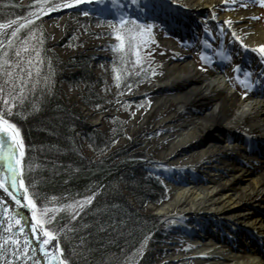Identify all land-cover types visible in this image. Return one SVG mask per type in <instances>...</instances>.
Segmentation results:
<instances>
[{"label": "trees", "instance_id": "1", "mask_svg": "<svg viewBox=\"0 0 264 264\" xmlns=\"http://www.w3.org/2000/svg\"><path fill=\"white\" fill-rule=\"evenodd\" d=\"M59 1L62 2L0 0V24L19 20L41 6ZM85 13L78 8L70 12L69 26H64V36L56 44L62 48V55L55 51L43 18L21 30L14 41L15 48L23 47L24 41L30 45L29 52L23 53L21 59L32 73L31 80L22 77L27 85L25 102L17 101V107L13 108L15 114L7 117L18 127L23 139L24 182L39 207L60 206L95 194L92 206L61 235L60 249L69 264H121L156 230L155 238L149 243L153 246L152 257L140 263L154 264L153 256H157L162 247L166 232L163 227L159 228V219L145 214L143 209L147 203L158 204L166 199L161 173L153 167L154 160L147 151L119 158L115 155L112 146L123 137L124 119L111 118L109 131L95 132L66 95V90H78L81 103L100 113L107 110L114 99L120 102L122 95H132L147 84L152 71L145 58L142 59L144 71H141L126 42L125 51L115 50L110 64L104 66L98 76H93L90 70L93 58L79 52L85 46L81 33L114 38L119 25ZM121 17L125 16L118 14V18ZM91 24L108 30L90 32ZM69 51L75 54L70 55ZM29 59L31 65L27 64ZM20 78L17 77V84ZM109 78L115 86L111 96ZM5 79L1 74L0 85ZM11 87L8 85L0 92V112L6 111L3 100L9 98ZM144 102L131 105L147 108ZM66 220L61 216L56 226Z\"/></svg>", "mask_w": 264, "mask_h": 264}, {"label": "bare ground", "instance_id": "2", "mask_svg": "<svg viewBox=\"0 0 264 264\" xmlns=\"http://www.w3.org/2000/svg\"><path fill=\"white\" fill-rule=\"evenodd\" d=\"M173 2L185 5L178 8ZM223 2L163 0L161 6L153 10L167 18V24L173 22L175 27L185 28L197 43L200 24L195 18L185 19L183 13L198 17L207 15L214 24L219 20L232 35L235 34L230 46L235 51L236 68L248 66L256 73L255 87L246 94L240 93L221 60L202 69L188 51L169 41H162V46L169 52L163 58L161 72L154 75L151 83L139 93L150 98L151 110L156 108L160 111L161 117L155 122V130L162 132L158 143L166 144L163 158L179 161L181 170L165 178L173 185L169 200L161 205L152 203L150 208L158 216L175 217L176 223H181L180 227H175L176 231L191 235V231L202 228L213 233L210 240L215 236L214 241L220 245L204 241L206 247L198 249L191 248L190 242L172 240L160 264H264L263 256L260 260L253 253L239 255L223 250V247L231 245L236 248L237 242L241 244L239 249L245 248L237 239L239 235L250 237L251 245L256 246L255 238L264 247L262 218L251 220L257 210H264V58L256 51L264 46V26L254 22L258 15L249 7L242 8L237 14L218 15L217 8L224 6ZM65 3L54 6L62 8ZM70 3L78 8L81 5L84 9L93 6L97 0H73ZM52 8L46 11L51 12ZM67 9L64 7L62 12ZM43 13L35 11L34 19ZM14 25L0 31L4 47L7 40L3 33L10 37L17 28ZM2 51L3 47H0V53ZM148 116L144 117V121ZM102 118L100 114L93 123L100 125ZM5 175V163L0 161V180H4ZM6 187L11 189V184ZM8 197V193L0 189V243L8 235L4 232V209L8 208V215H16L14 203ZM192 217L196 225H189L192 228L187 232L182 224L186 223L185 220L195 224ZM197 218L201 220L197 221ZM220 220L228 221L233 227L230 235L222 229L226 223ZM16 235L19 236V233ZM151 238L146 237L138 246L134 262L147 251ZM256 250L262 252L261 249ZM3 257L12 264H36L31 256L17 260L12 256L11 249ZM3 257H0V264H5Z\"/></svg>", "mask_w": 264, "mask_h": 264}, {"label": "rangeland", "instance_id": "3", "mask_svg": "<svg viewBox=\"0 0 264 264\" xmlns=\"http://www.w3.org/2000/svg\"><path fill=\"white\" fill-rule=\"evenodd\" d=\"M69 1H73V0H62V2L61 1L55 2V3H52L51 5L62 4L65 2H69ZM162 1L163 0H158V3L161 5ZM25 2L26 0H24V3ZM147 2L148 4H151L152 0H138L139 5L141 3L146 4ZM223 3L225 4L224 6L217 8V11H219L218 15L221 16L227 13L237 14L238 11L243 10L242 8L249 7L251 10L255 11L258 15L257 19H254V22L259 26L260 25L264 26V7L259 6V1L224 0ZM173 4L177 5L178 8H183L185 5V4H182L181 2H178V3L173 2ZM51 5H48V6H51ZM244 5H246V7ZM48 6H41V8L48 7ZM125 7H128V10H124ZM41 8L35 9L31 13L37 10H41ZM78 9H81V8H78ZM139 9L141 10L140 6L134 5L132 3V0H116L115 5L112 3V0H106L104 2H97L93 6L90 5L88 6V8L81 9V10L83 13L85 12L90 13L91 15L95 17L97 16L106 22L109 21V22L118 23V18H115L118 14H121V13L125 14L126 18H131V19L136 20V16H138L136 15V10L139 11ZM71 11L72 10L70 11L66 10L65 12L59 13V15H53L52 17H48V18L41 17L44 19L43 23H44L46 32H48L52 36V43L55 44L54 46L55 51H57L61 55L63 54L62 48L56 44L57 42L61 41L64 36V26L65 25L69 26V22H70L69 18L71 17L70 16ZM133 15L135 17H132ZM183 16L186 19H189L190 17L193 19L195 18L199 22L200 32H198L199 33L198 43L197 41L189 42L190 36L184 37L183 40H180L176 36H171L167 34V32L163 29V27H161L158 23L152 20L140 21V22L137 21L141 25L151 26L149 42L147 44L142 45L141 48L139 49L141 60L145 58L144 60L148 64V68L151 69V71L155 70L156 74L161 72L160 70L163 66V61H164L163 58L169 52L164 48V46H162V41H169L172 44L174 43L181 50L188 51V53L197 61L199 67L202 69H207L212 64L217 62L218 60H221L223 64L225 65L227 72L230 74V77L233 81V85L235 86V88L239 90L240 93L242 92L243 94H246L247 92H249V90L245 88L244 84L240 83L239 81H243L246 78L249 79L252 82L250 85V90H251L252 85L255 84L254 80H255L256 74L253 68H250L248 66L240 67L238 68L239 71H235V69H237L236 68V57L234 56L235 51H233L230 46L234 36L230 33V31L226 28V26L223 25V23L220 22L219 20H217L215 24L211 23L210 22L211 17L207 15L198 17L195 14L187 15L183 13ZM22 18H19V19H22ZM17 21L19 20H16V22ZM25 28H22L21 30ZM4 29L6 28H0V31H3ZM89 30L90 32L99 33L102 31H107L108 28L106 29L103 27H97V26L95 27L93 24H91L89 27ZM183 30H185V28ZM115 35H116V31H115ZM80 37L85 42V46L82 49H80L79 52L82 51V53L89 54L93 58V61L91 62L92 64H91L90 70H91V74H93V76L96 77L100 73L103 72L104 66L110 64V59L114 56V53H116L114 49L117 48L118 50L119 41L115 40L114 38L110 36H107V37H102L100 35L91 36L90 34H87L86 32L85 33L82 32ZM207 44L211 45L210 46L211 49L206 47ZM132 50H133L132 51L133 60L136 61L137 59V56L135 55L136 48L133 47ZM221 52H223L224 55H221ZM68 53H70V55L75 54L73 53V51H69ZM2 54H3V51L0 53V56H2ZM225 57H228V58L226 59ZM1 74H2V70H0V75ZM153 77L154 75L151 74L149 78L150 80L147 82V84H143L142 86H140L135 92L132 93V95H122L121 96L122 101L119 102L114 99L112 105L110 107H107V110L100 111V113L91 108L85 107L81 103V96L79 95L78 90H75V89L70 90V91L66 90V95L71 101V103L75 105V107L79 109V111L82 113V115L86 119L85 120L86 124L90 126L91 129H93V131L95 132L101 133L103 131H109L111 118L117 117L120 119H124L126 129L124 131L123 137L117 140L113 144L112 150L116 152L115 155L118 158L122 155L127 156V155H131L134 153H140L143 151L144 152L147 151V153L150 155V158L154 160L153 167L158 173L160 172L162 174L161 178L162 180H164L163 186L165 190L167 191L166 199L157 204V205H161L162 203L168 201L172 195L170 188L173 187V185L171 183H168L165 180V178H167L168 176H173V174L179 172L181 169H179L180 168V163L178 164L179 161L178 162L169 161V160L166 161V159L163 158L162 153L166 149V146H165L166 144L165 143L161 144L160 142L158 143L159 141L158 138H160V135L162 134V132L159 130H155L156 129L155 122L161 117L160 111L159 109H156V108L154 110H151L150 109L151 108L150 98H148V96L144 94L142 95L139 93L142 90V88H144L145 86H148L151 83L150 81L153 79ZM108 83L110 84L109 95L111 96V93L114 92L115 90V86L111 84V78H109ZM144 100H145L144 103L147 105V108L139 109V108L132 107L131 105L132 102H139L140 104V101H144ZM100 114L103 115L102 123H100V125H95L93 123V120L94 118L100 116ZM147 115L149 116L144 121V117ZM72 202L73 201H71V203ZM66 204H70V203H66ZM92 204L89 205L87 208L91 207ZM151 204L152 203H147L146 207L143 209V212L145 214L156 216L159 219L158 222L160 221L159 228L163 227L166 232L165 233L166 237L165 239H163L162 247L160 248L159 251H157V256H153V260H154L153 263L160 264L161 260L165 258L164 252L168 248V243L171 242L172 240L175 241V238H173L172 234L174 231H176V229L174 227L175 224H173V222L170 223V220H172L173 218L172 217L170 218L161 217L160 215L158 216L157 214H155V210H152L150 208ZM49 207L55 208L59 206L51 205ZM24 213L26 217L30 219V215H31L30 210L25 209ZM55 215H56V221L53 224L49 225L48 227L51 230H54L56 233H60V237H59V245H60V238H61L62 233L66 230V228L71 226L72 223L77 221L80 217H78L75 221L69 222V216L67 215L66 212H59V213H56ZM61 216H65L67 220L56 226L57 221L59 220ZM257 217L262 218L261 220H262V223L264 224V210H260V209L257 210V213H254L252 215L251 220L256 219ZM220 221L224 222V224L226 223V226L223 227L222 229L223 230L226 229L225 232L230 235L229 231H232L233 227L226 220H220ZM24 224L25 223H23V225ZM156 232L157 231L155 230L153 233L150 234V236L153 237L152 240L155 238L157 234ZM26 236L31 243L32 241H31L29 232L27 231H26ZM237 239L241 241L242 243H245L247 248L255 247L254 244L251 245L250 237L248 239L246 235H239L237 236ZM254 240L257 242L256 246H258V248L264 251V247H262V243L259 242L255 238ZM239 244L240 243L237 242L236 247H238ZM216 245L218 246L220 245V243L217 242ZM148 247L149 248L147 249V251L141 257H139V259L136 262H134V259H135L134 256L136 255L137 251L132 254H129L128 258H126V260H123L121 264H140L146 258L152 257V255L150 254V249H152L153 246L149 245ZM223 250L225 252L226 251L230 252L232 249L231 247L226 246V247H223ZM63 258L65 259L64 255H63ZM66 262L67 264H69L68 261Z\"/></svg>", "mask_w": 264, "mask_h": 264}, {"label": "snow or ice", "instance_id": "4", "mask_svg": "<svg viewBox=\"0 0 264 264\" xmlns=\"http://www.w3.org/2000/svg\"><path fill=\"white\" fill-rule=\"evenodd\" d=\"M97 2H99V0H97ZM112 3L115 5L116 0H112ZM132 3L142 7V5H139L138 0H132ZM62 6L70 8L73 7V4L69 2L63 4ZM244 6L246 7V5ZM259 6L264 7V0H259ZM51 10H57V6H53ZM85 15H87V13H85ZM15 23L16 21L13 20L6 25L0 24V28H11ZM31 23H34V21L27 20L25 24H20L11 32L10 37L7 33H3L7 40L6 47H4V42L0 41V47H3V54L0 56V70H2L3 76L7 78L4 80V84L0 85V92H4L8 85L12 86L9 98L3 100L6 111L0 112V161H4L6 173L5 179L0 180V189H3L6 192L9 191L6 185L10 183L11 191L13 193L12 199L14 200L16 206L20 209L30 210L31 233L33 239H35L39 244L40 252L45 257L51 256V261H55L56 264H67L63 258V251L59 248V245L55 246L58 254H52L47 251V246L50 245L52 241L58 239V234L54 230H51L48 226L56 221L55 214L59 212H66L69 216V222L75 221L84 211L86 206L92 204L95 194L86 196L82 200H74L70 204H65L55 208H50L48 206L39 207L35 202V195L29 193L28 186L22 179V159L25 154L24 143L18 127L14 123L10 122L7 117L15 114L13 112V108L17 107V101H19L20 104L25 102V89L27 88V85L24 84L22 77L26 76L29 80L32 79L31 70L24 67L25 62L21 59L23 53L29 52L30 45L27 41H24L23 47H14V39L18 37L20 30L25 28L27 24ZM118 25L119 27L116 28V35L114 36V39L119 41L118 50L122 52L125 51L126 42L128 49L135 47V55L137 56L135 64L141 65V71H144L139 49L142 45L149 42L151 26L141 25L137 22V20L127 19L125 17H121L119 19ZM128 25H131L132 27H127ZM113 27L116 26L113 25ZM233 35L235 34L233 33ZM256 51H258L261 54V57L264 58V46H261ZM13 54L15 59H13ZM36 54L38 56L39 52ZM221 55H224L223 52H221ZM225 58L227 59L228 57ZM27 64H32L31 59L27 61ZM13 68L17 69V71H12ZM235 71H239V69H235ZM137 74L139 75V73ZM152 74H156L155 70H152ZM18 76H21L19 84L16 83ZM116 78L119 80L120 75L118 74ZM44 82L47 84L46 79ZM239 82L244 84L247 90H250L252 82L249 79L246 78L245 80ZM33 87H35V84H33ZM128 87L131 89V85H128ZM17 150H19V156H17ZM18 177L21 178L18 179ZM15 193H20V195L17 196ZM4 211V232L8 233V235L5 236L3 238V242L0 243V257H3V254L9 249H11L12 256L17 260L21 257H28L34 249L29 239L25 236V228L22 223L23 216L19 213L16 215H8V208H5ZM17 232L19 233V236L16 235ZM3 258L5 260V264H12V262L7 261L6 257ZM36 264H39V261H37ZM49 264H51V262H49Z\"/></svg>", "mask_w": 264, "mask_h": 264}, {"label": "water", "instance_id": "5", "mask_svg": "<svg viewBox=\"0 0 264 264\" xmlns=\"http://www.w3.org/2000/svg\"><path fill=\"white\" fill-rule=\"evenodd\" d=\"M57 5V4H56ZM51 6H54V5H51ZM51 6H48V7H43V8H41V10H39V11H44V13L41 15L42 17H45V18H48V17H52L53 15H58V12H55V10H52L51 12H48V11H46L48 8H50ZM74 7V6H73ZM73 7H70V8H68V9H72ZM80 7H81V5H80ZM64 7L62 6V8H58L57 10L58 11H63L62 9H63ZM82 8V7H81ZM45 9V10H44ZM85 9V8H84ZM38 11V10H37ZM33 14H34V12L33 13H31L29 16H26V17H24V18H22V19H19V21H17L16 23H15V25L14 26H19L20 24H25L26 23V21L27 20H33L34 22L35 21H37L38 19H40L41 18V16L40 17H38V18H36V19H34V17H33ZM31 24H33V23H31ZM31 24H27V26H30ZM26 26V27H27ZM17 156H19V150H17ZM19 178H21V177H18V179ZM22 179H23V177H22ZM10 190V192L9 191H7V193H8V198H10L9 200H10V202L11 203H14V209L13 210H16V211H14L16 214L17 213H19L21 216H23V223H25L23 226L25 227V235H26V231L27 232H29V235H30V238H31V244H32V247H33V251H31V253H30V255L28 256V258L31 256L32 258H34V262H37V261H39V264H49V262H51V264H56V262L55 261H51V256H48V257H45L41 252H40V250H39V244L36 242V240L35 239H33V237H32V233H31V226H30V219L29 218H27L26 217V215H25V213H24V211H22L20 208H18L17 206H16V204H15V202H14V200L12 199V191H11V189H9ZM13 206V205H12ZM88 206H86V208H87ZM85 208V209H86ZM58 234V239L57 240H55V241H52L51 242V244L50 245H48L47 246V251L49 252V253H52V254H58L57 253V248L55 247L56 245H59V237H60V233H57ZM27 237V236H26ZM59 247H60V245H59Z\"/></svg>", "mask_w": 264, "mask_h": 264}]
</instances>
